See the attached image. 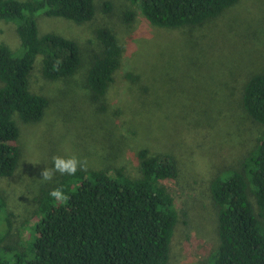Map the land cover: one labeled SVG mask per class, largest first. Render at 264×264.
Returning a JSON list of instances; mask_svg holds the SVG:
<instances>
[{
	"label": "rangeland",
	"instance_id": "374dc122",
	"mask_svg": "<svg viewBox=\"0 0 264 264\" xmlns=\"http://www.w3.org/2000/svg\"><path fill=\"white\" fill-rule=\"evenodd\" d=\"M95 3L94 19L83 24L38 16L39 33L75 39L83 62L74 75L48 80L42 55L35 60L30 90L49 97L50 105L39 122L17 118L21 158L0 182L15 210L12 221L23 223L21 239L30 241L42 189L65 172L138 167L140 149L168 152L179 165L170 186L179 225L168 264H213L219 207L212 181L241 168L264 130L243 105L247 80L264 71V0H240L200 25L178 28L148 23L130 0ZM100 27L116 33L124 53L105 96L96 100L87 77L102 50ZM3 38L19 46L15 26L0 20Z\"/></svg>",
	"mask_w": 264,
	"mask_h": 264
},
{
	"label": "trees",
	"instance_id": "16d2710c",
	"mask_svg": "<svg viewBox=\"0 0 264 264\" xmlns=\"http://www.w3.org/2000/svg\"><path fill=\"white\" fill-rule=\"evenodd\" d=\"M130 1L139 4L148 23L178 28L200 25L240 0ZM96 10L95 0H0V20L15 26L19 40L17 47L0 40V182L15 173L21 158L17 118L39 122L50 105L49 97L30 90L37 56L48 80L74 75L83 62L75 39L39 33L38 16L83 24ZM96 36L102 50L94 55L87 85L99 100L114 80L124 47L109 27L98 28ZM243 105L264 125V71L247 80ZM137 163L76 168L44 187L30 241H22L23 223L14 225L10 196L0 190V264H168L179 225L170 191L179 176L178 160L142 148ZM211 193L219 207L213 264H264V130L241 168L212 181Z\"/></svg>",
	"mask_w": 264,
	"mask_h": 264
}]
</instances>
